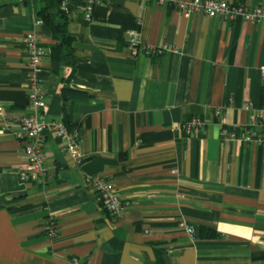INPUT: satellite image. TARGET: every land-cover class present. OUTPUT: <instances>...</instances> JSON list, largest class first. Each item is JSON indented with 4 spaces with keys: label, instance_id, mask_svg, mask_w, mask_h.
I'll return each instance as SVG.
<instances>
[{
    "label": "crops",
    "instance_id": "crops-1",
    "mask_svg": "<svg viewBox=\"0 0 264 264\" xmlns=\"http://www.w3.org/2000/svg\"><path fill=\"white\" fill-rule=\"evenodd\" d=\"M61 2L69 14L52 0H0V264H264V147L238 140L245 103L264 109V23L185 16L154 0H102L87 22L85 0ZM42 10L66 22L68 47L35 26ZM31 31L49 52L43 120L78 131L81 161L44 131L47 173L21 184L13 134L29 113ZM128 32L169 51L132 58ZM193 119L205 126L189 138L180 125ZM96 176L121 197L117 221L100 209Z\"/></svg>",
    "mask_w": 264,
    "mask_h": 264
},
{
    "label": "built area",
    "instance_id": "built-area-1",
    "mask_svg": "<svg viewBox=\"0 0 264 264\" xmlns=\"http://www.w3.org/2000/svg\"><path fill=\"white\" fill-rule=\"evenodd\" d=\"M158 4H171L185 16L203 15L211 19L234 21L241 19L246 23H264V5L247 8L229 4L223 0H154ZM102 0H85L83 5V17L87 22L91 21L93 7L99 5ZM60 10L63 14H69V6L62 2ZM42 25L37 20L35 26ZM128 47L132 58L138 55L145 57H157L169 51L163 46L155 48L141 45L137 34L128 32ZM26 52L27 80L25 91L27 96V107L29 113L20 115L17 118L18 129L13 136L16 141L22 143L25 153V164L18 172L19 182L24 184L29 180L43 179L47 173L46 157L43 152V132L48 131L63 142L64 151L76 163L81 161L79 153V133L77 130H68L62 122H45L43 120L47 112L46 96L44 93L40 73L42 63L48 57V50L45 49L34 31L24 35L22 40ZM264 73V68L262 69ZM244 111L249 113V123L239 136V141L255 142L264 147V109H254L251 102L245 103ZM2 110L0 109V112ZM219 112L216 111V115ZM205 123L200 119H193L180 125V131L191 138L203 130ZM223 139H234V135L227 130L222 131ZM89 183L100 200V209L108 213L113 221L119 220L124 213V205L118 192L111 182L103 177L90 178ZM188 238L193 239L195 230L182 224ZM47 235L56 237V224L52 218L48 219Z\"/></svg>",
    "mask_w": 264,
    "mask_h": 264
},
{
    "label": "trees",
    "instance_id": "trees-1",
    "mask_svg": "<svg viewBox=\"0 0 264 264\" xmlns=\"http://www.w3.org/2000/svg\"><path fill=\"white\" fill-rule=\"evenodd\" d=\"M61 3H62L61 0H52V5L54 7L55 6L58 7V5H60ZM39 15L41 16L42 22L45 23L49 27L50 31L53 34V37L57 39V41H59V45L57 46V48L61 49V47H64V46L68 47V45L71 44V40L66 35V30H65L66 22L65 21H55L54 18L51 15H49L45 10L40 11ZM62 18H64V16H62ZM69 129L76 130L71 126H69Z\"/></svg>",
    "mask_w": 264,
    "mask_h": 264
}]
</instances>
